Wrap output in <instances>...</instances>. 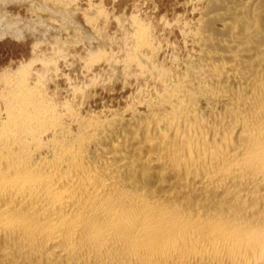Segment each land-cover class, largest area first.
I'll return each instance as SVG.
<instances>
[{"label": "bare ground", "instance_id": "obj_1", "mask_svg": "<svg viewBox=\"0 0 264 264\" xmlns=\"http://www.w3.org/2000/svg\"><path fill=\"white\" fill-rule=\"evenodd\" d=\"M210 1L214 88L77 131L27 82L0 110V264H264V0Z\"/></svg>", "mask_w": 264, "mask_h": 264}, {"label": "rangeland", "instance_id": "obj_2", "mask_svg": "<svg viewBox=\"0 0 264 264\" xmlns=\"http://www.w3.org/2000/svg\"><path fill=\"white\" fill-rule=\"evenodd\" d=\"M210 4L0 0L1 115L24 82L51 119L74 131L79 117L147 112L150 102L181 83L214 88L216 78L199 71L207 53L203 28H222Z\"/></svg>", "mask_w": 264, "mask_h": 264}]
</instances>
